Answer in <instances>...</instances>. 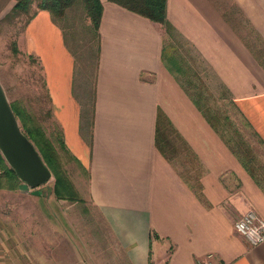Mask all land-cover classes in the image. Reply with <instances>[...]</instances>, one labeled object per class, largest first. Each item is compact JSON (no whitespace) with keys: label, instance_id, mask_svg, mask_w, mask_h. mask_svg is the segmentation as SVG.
Instances as JSON below:
<instances>
[{"label":"crops","instance_id":"1","mask_svg":"<svg viewBox=\"0 0 264 264\" xmlns=\"http://www.w3.org/2000/svg\"><path fill=\"white\" fill-rule=\"evenodd\" d=\"M102 3L89 127L76 58L51 10L33 12L24 45L40 61L53 118L88 169L90 199L117 240L111 262L264 264V243L249 245L234 226L249 208L264 217V62L225 14L233 3L264 40V0H167L173 34L115 0ZM177 35L217 77L242 123L204 96L205 110L194 100L201 90L192 75L211 73L189 74L176 52L168 68L165 46Z\"/></svg>","mask_w":264,"mask_h":264},{"label":"rangeland","instance_id":"2","mask_svg":"<svg viewBox=\"0 0 264 264\" xmlns=\"http://www.w3.org/2000/svg\"><path fill=\"white\" fill-rule=\"evenodd\" d=\"M15 1L0 0V82L9 102L17 101L45 134L49 135L59 154L58 160L66 170L63 175L70 180L76 196H57V176L54 172L50 180L35 187L28 186L20 179L17 184L4 179L3 186H0V264H113L111 257L120 256L119 253L115 254L118 251L117 240L90 199L88 169L56 137L61 133L53 118L52 102L45 86L40 61L24 45L25 26L38 8L37 0H31L26 10H11ZM226 8V16L235 20L244 38L264 62V40L251 28L233 3H229ZM56 19L64 28L65 40L76 58L75 86L89 107L96 66L97 38L84 1H75ZM173 44L168 40L165 46V61L169 69L175 67L176 52L182 58L180 63L189 67V74L196 71L201 75L212 72L202 62L198 52L178 35L173 39ZM183 58H186L187 65ZM211 74L212 77L201 79L192 75L191 78L199 83L200 93L213 107L212 110L222 114L229 111L232 118L241 122L240 116L232 113L233 109L229 106L226 95L221 93L217 77ZM165 120V117L161 118L162 124ZM241 123H237V127H241L244 137H251ZM167 135L177 137L171 129L167 131ZM257 150L264 163V151ZM168 151L170 152L169 149ZM0 155L7 165L1 152ZM258 169L264 170V164L257 166ZM259 176L264 177L261 174ZM108 250L113 254H108Z\"/></svg>","mask_w":264,"mask_h":264},{"label":"trees","instance_id":"3","mask_svg":"<svg viewBox=\"0 0 264 264\" xmlns=\"http://www.w3.org/2000/svg\"><path fill=\"white\" fill-rule=\"evenodd\" d=\"M77 0H37V6L40 8H45L51 10L53 17L57 18L64 14L66 7L73 4ZM85 6L88 10L89 16L91 18V22L93 23V27L96 32L97 38V60H98V52H99V27L100 20L103 12V3L102 0H83ZM129 9L136 11L153 21L161 22L165 25L167 32L174 33L173 24L167 19V0H115ZM31 3V0H16L13 4L11 10H26ZM59 15V16H58ZM98 64V63H97ZM97 66V65H96ZM179 69L181 66L178 67ZM194 100L198 104L200 108L205 110L204 101L202 94L197 91V93L193 94ZM11 107L19 119L21 124V128L28 135V137L33 142L36 149L39 151L43 161L48 163L51 167L52 171L56 174V183H55V193L60 198H74L76 196V191L72 186L70 180H67L63 172L66 173V170L61 165L59 159V154L54 148L49 135L45 134L44 130L40 128L33 121V117L25 111L23 106H21L17 101L10 102ZM82 108V128L89 127L90 125V109L85 106ZM93 107V102H92ZM209 112V111H208ZM51 113V112H50ZM210 113V112H209ZM162 115V116H161ZM161 118L164 116L161 112ZM60 133L56 135L59 137L62 146L67 149L66 144H64L63 134L60 130ZM4 179L9 182H14V184L18 183V176L15 170L10 167L8 164L6 165L3 162V158L0 155V186H3Z\"/></svg>","mask_w":264,"mask_h":264},{"label":"water","instance_id":"4","mask_svg":"<svg viewBox=\"0 0 264 264\" xmlns=\"http://www.w3.org/2000/svg\"><path fill=\"white\" fill-rule=\"evenodd\" d=\"M0 152L18 178L30 187L53 177L31 139L23 131L0 82Z\"/></svg>","mask_w":264,"mask_h":264},{"label":"built area","instance_id":"5","mask_svg":"<svg viewBox=\"0 0 264 264\" xmlns=\"http://www.w3.org/2000/svg\"><path fill=\"white\" fill-rule=\"evenodd\" d=\"M235 228L249 243V245L254 244L252 241L257 239L255 233L259 231V235L264 237V217L254 208H249L245 211L236 221ZM202 264H209L208 261H203Z\"/></svg>","mask_w":264,"mask_h":264},{"label":"clouds","instance_id":"6","mask_svg":"<svg viewBox=\"0 0 264 264\" xmlns=\"http://www.w3.org/2000/svg\"><path fill=\"white\" fill-rule=\"evenodd\" d=\"M243 235V233H242ZM257 239L255 241H252L254 244H261L264 243V237L259 235V231L257 230V232L255 233Z\"/></svg>","mask_w":264,"mask_h":264}]
</instances>
